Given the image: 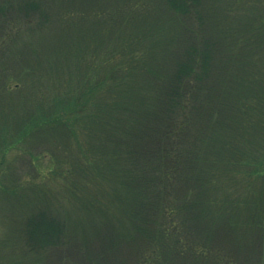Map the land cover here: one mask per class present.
I'll use <instances>...</instances> for the list:
<instances>
[{
	"label": "trees",
	"instance_id": "1",
	"mask_svg": "<svg viewBox=\"0 0 264 264\" xmlns=\"http://www.w3.org/2000/svg\"><path fill=\"white\" fill-rule=\"evenodd\" d=\"M0 122L4 264H264V0H0Z\"/></svg>",
	"mask_w": 264,
	"mask_h": 264
},
{
	"label": "rangeland",
	"instance_id": "2",
	"mask_svg": "<svg viewBox=\"0 0 264 264\" xmlns=\"http://www.w3.org/2000/svg\"><path fill=\"white\" fill-rule=\"evenodd\" d=\"M14 125L16 124L12 122L10 125L4 126V124L0 122V161L3 164H5L6 162L10 163L12 168L15 169L14 174L16 176H19L18 178L22 182H25L26 185H28V183L31 182L32 180H36V181L39 180L38 178L39 173H42V175L43 174L48 175L50 173L52 160L47 155H49L48 152H50V150L54 151L55 149H54V145L51 142L52 138L46 137V142H44L45 137H43L42 143H38V142L31 143V141L27 139L25 142L19 143L20 144L19 147H16L18 145H15L14 147H11L8 151L3 153V149L5 148L4 147L5 143L13 139L15 134L18 135ZM12 141L13 140H11V142ZM35 144H40L41 147L38 145L35 146ZM46 151H47V155L43 157V160H41V156L39 157V159H37L38 156L36 155H38V153L39 154L46 153ZM261 156H264V153ZM37 160H38V164H37ZM246 160L252 163V162H256L257 158H255V156H246ZM12 177L14 180L12 179ZM3 181H5L9 186L17 185V183H19V180L15 176H6ZM16 181L17 183H15ZM0 195H2L0 196L1 214L3 212L4 213L10 212L11 205L9 202L12 201V198H10L9 194L4 191L3 193L0 192ZM5 229L6 228H4L0 224V264H4L6 260H10V261L14 260L13 251L15 250L16 254L18 255L19 249L21 248V246L19 248L18 246L14 247L12 245L1 244V240L5 236V231H4ZM9 237L11 238L12 235H9Z\"/></svg>",
	"mask_w": 264,
	"mask_h": 264
}]
</instances>
